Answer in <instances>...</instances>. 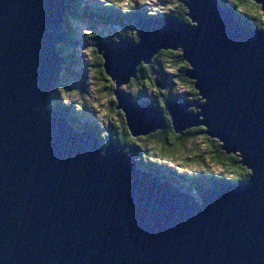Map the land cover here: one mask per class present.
<instances>
[{
	"label": "water",
	"instance_id": "obj_1",
	"mask_svg": "<svg viewBox=\"0 0 264 264\" xmlns=\"http://www.w3.org/2000/svg\"><path fill=\"white\" fill-rule=\"evenodd\" d=\"M184 3L191 22L144 19L137 42L103 45L104 74L121 85L180 48L205 101L172 112L174 131L205 127L247 180L196 201L124 147L73 130L51 106L69 0H0V264H264V23L241 24L218 0ZM115 93L133 136L163 127L160 112Z\"/></svg>",
	"mask_w": 264,
	"mask_h": 264
},
{
	"label": "trees",
	"instance_id": "obj_2",
	"mask_svg": "<svg viewBox=\"0 0 264 264\" xmlns=\"http://www.w3.org/2000/svg\"><path fill=\"white\" fill-rule=\"evenodd\" d=\"M71 1L72 10L71 13L67 12V26L65 28L66 39L59 45L62 56L66 59L67 63L64 70L61 72L60 81L52 94V106L56 109H63L68 107V109L75 110V127L77 129H92L98 128V137L103 145L107 143H115L118 146L124 147L126 151L130 154L136 155V159L139 162V167H145L156 170L158 172H164L170 170L171 178L174 181H178L179 185L181 183L187 185L188 187H193L198 181L202 182V179L196 180L200 177V174H204L195 167L186 168L184 163H197L202 170L208 171L209 165L216 167L214 174H209V176L214 177L213 180L220 183L221 180L227 181L228 183H243L249 177V170L241 163V160L237 154L229 153L221 149V144L218 139L210 137L205 132V127L200 125H191L186 127L182 134H176L174 132V127L172 123V117L168 111V102L177 103L179 100H184L190 103H196L197 105L202 104L205 98L200 95V90L196 88L195 81L192 80L187 71L190 69L189 63H187L182 56L181 49H160L149 61L148 64L140 63L136 67V74L131 77L129 81L124 83L120 87V93L122 96L128 98L129 100L140 101L150 105L152 108L157 109L164 119V127L157 129L147 135L133 136L127 126V120L125 113L117 108V99H113L109 102L108 107L114 110V119L117 120L115 125L109 124L103 120H98L97 117L94 120L96 124L90 121L88 114H93V111L89 109L87 101L84 104L79 105L77 99L65 93L67 83L70 82L71 88L75 89V93L81 95L86 93L85 90V74L86 68L84 67V77L80 75V71L77 68L75 57V50H72L77 43H82L81 38L74 40L75 34H80L79 36H84V45L91 47L90 49L95 54H98L99 60L97 62L90 61V69L94 68V75L99 79L104 81L106 75L102 68V47L103 42L100 41V33H104V37L107 38L109 42L110 39H115L122 37V39L128 40L130 42L138 41V31L131 27V17L133 15L137 16L139 14H144L148 17H160L169 16L176 18L182 22H191L190 17L187 15L188 8L185 5V0H153L154 4L144 3L138 0L135 3L134 0H126L123 3L120 0H102L107 1L106 5L99 6L97 9L92 5V2H98L97 0H85L90 7L93 9L94 13L101 15L102 25L96 27V33H98V38L90 37L85 32H81L78 29V23L76 21H71L78 14L86 15L90 12L83 7V5L75 6L73 0ZM83 0L82 4H86ZM220 8L230 11L233 18L244 24V21L249 24L252 28L262 29L264 23L263 11L261 10V5L254 0H218ZM108 7V8H107ZM127 9V10H126ZM131 15V16H130ZM94 17V16H93ZM84 18V17H80ZM75 20V19H74ZM119 26H117L118 24ZM116 24V25H115ZM124 24V25H123ZM94 27V25H92ZM75 27V28H74ZM118 29L114 35H111L110 29ZM95 28V27H94ZM129 28V30H125ZM104 30V31H103ZM131 30V31H130ZM91 36H94L93 32H89ZM86 48V50H89ZM83 60V59H82ZM84 64V60H83ZM174 65V66H173ZM67 69V72H66ZM89 70V68H88ZM66 81V82H65ZM68 81V82H67ZM108 85H106L107 87ZM110 87V85L108 86ZM112 90V87H110ZM71 97L68 98L65 95ZM143 98H146L144 100ZM81 103V102H79ZM66 107V109H67ZM72 109L70 111H72ZM200 108L195 106H190L187 108L188 111L197 112ZM92 111V112H91ZM70 116L74 115L69 112ZM81 126V127H80ZM197 134V137L195 135ZM186 137H191L189 140L190 145L185 143ZM204 140L200 141L198 139ZM160 143L163 147V152L154 155L148 150L147 145L144 144L148 142ZM179 159L182 160L179 161ZM166 167V170L160 168ZM211 171V170H210ZM245 172L247 174H245ZM169 176V175H168Z\"/></svg>",
	"mask_w": 264,
	"mask_h": 264
},
{
	"label": "rangeland",
	"instance_id": "obj_3",
	"mask_svg": "<svg viewBox=\"0 0 264 264\" xmlns=\"http://www.w3.org/2000/svg\"><path fill=\"white\" fill-rule=\"evenodd\" d=\"M98 1H100V0H98ZM123 1H125V0H120L119 2L123 3ZM140 1H142L144 3H148V4H154L153 0H140ZM81 27H83V26H81ZM126 30H129V29H126ZM86 32H87V28H86ZM90 48L91 47H89L88 49H90ZM81 49L83 51L85 49V47L81 48ZM84 55H85V57H84L85 61H87L88 58H90L91 61H95V62H97L99 60L98 54L97 53L94 54L91 49L89 52H85ZM79 62L81 63L80 60H79ZM82 66H83V68L80 70V72H81L80 75L83 78L84 77V64L83 63H82ZM94 71H95L94 68H92L86 73V78H85L86 93L83 94V97L81 95L75 93V91H76L75 89L67 88L65 93L67 95L72 96L74 99H77V101H78V103L76 104L77 107H78V104L81 105V104H84L85 101H87V105H88L89 109H91L93 111V114H88V116H87V117H90V119H95L97 117L98 120L104 119V121L108 122L109 124L111 123L112 125H115L116 122L118 123V121L114 120V119H118V118H114V116H115L114 110H112L111 108L108 107L109 102H111L113 99L115 100V96L113 94V91L115 89V83L112 80H110V78L108 76H106L104 78V81L102 79H99L97 76L94 75L95 74ZM106 85H108V86L110 85V87H112V90L110 89V87H108V86L106 87ZM67 95H65V96L68 98H71ZM79 102H81V103H79ZM116 103H117V101H116ZM120 106L124 107L123 103L120 102ZM124 108H126V107H124ZM199 111H200V109L198 110V112ZM153 121L156 124L158 122L157 117H156V119L154 118ZM195 137H197V134L195 135ZM190 139H191V137H186L185 143L187 145L191 144V142L189 141ZM197 139H198L200 145L202 144V142H200V141H204V140H200L199 138H197ZM144 144L147 145L148 150L153 155H154V152H156L157 155L164 153L163 147L160 145V143H155V142L150 141L148 143L144 142ZM179 161L182 162L181 159H179ZM183 165L186 168L192 169L193 167H195V169H201L197 163H184ZM208 167L210 168L211 171L216 169V167L209 165V163H208Z\"/></svg>",
	"mask_w": 264,
	"mask_h": 264
},
{
	"label": "bare ground",
	"instance_id": "obj_4",
	"mask_svg": "<svg viewBox=\"0 0 264 264\" xmlns=\"http://www.w3.org/2000/svg\"><path fill=\"white\" fill-rule=\"evenodd\" d=\"M75 1V3H74V5L75 6H78V5H83V7L85 8V9H87L89 12H90V14H89V21L91 22L92 21V19H95L94 17H93V13H94V11H93V9L90 7V5L85 1V5L84 4H82V2H83V0H73V2ZM263 16V15H262ZM96 21H102V19L101 18H98V17H96V19H95ZM118 24V23H117ZM116 25V24H115ZM120 24H118L117 26H119ZM124 25V24H123ZM75 28V27H74ZM252 29H254V28H252ZM139 32V31H138ZM80 34H75V36L76 37H74V40L76 39V40H78L79 41V37L81 38L82 36H79ZM75 40V41H76ZM117 41V40H116ZM82 43H77V45L76 46H79V45H81ZM171 50V49H170ZM79 59H82L81 58V56H77V57H75V61H76V65H77V68H78V70L80 71L82 68H83V66H82V63H83V61L80 63L79 62ZM81 61V60H80ZM144 100H146V98H143ZM179 101H182V100H179ZM67 107V106H66ZM66 107H64L63 108V110H64V113H65V115H66V117H68V115H70V113H68V110H69V112H72L73 114H74V112H75V110H73L72 108V111H70L71 109H68V107H67V109H66ZM74 111V112H73ZM72 119H75V114L72 116V118H70V116H69V121H68V123L70 124V125H73L72 126V129L73 130H79V131H85V129H82V127L81 128H79V129H77L76 127H75V125H76V123L74 122L75 120H72ZM90 121L91 122H93L94 124H96L97 126H98V124L94 121V120H91L90 119ZM91 130H93L94 132H96V133H98V128H92ZM161 169H163V170H165V171H167L166 170V167L164 166V167H162V168H160V170ZM141 170L142 171H144L146 174H148L149 176H154V177H158V178H162V179H164V180H166V181H168V182H170V183H172L173 185H175L177 188H179V189H181V190H187V191H191L193 188L192 187H188L187 185H184L183 183H181V186L179 185V182L177 181H174V180H172V178L170 177L171 176V174H170V170L169 171H167L166 173H164L163 171L161 172H158V171H156V170H153V169H151V168H149V166L148 165H146L145 167H141ZM169 175V176H168ZM161 182H162V180H161ZM199 183H200V181H198Z\"/></svg>",
	"mask_w": 264,
	"mask_h": 264
},
{
	"label": "flooded vegetation",
	"instance_id": "obj_5",
	"mask_svg": "<svg viewBox=\"0 0 264 264\" xmlns=\"http://www.w3.org/2000/svg\"><path fill=\"white\" fill-rule=\"evenodd\" d=\"M79 60H81V62L83 61L82 59H79ZM65 82H66V81H65ZM67 82H68V81H67ZM67 86H68V87H66V90H67V88H69V89L71 88L70 82L67 83Z\"/></svg>",
	"mask_w": 264,
	"mask_h": 264
},
{
	"label": "snow or ice",
	"instance_id": "obj_6",
	"mask_svg": "<svg viewBox=\"0 0 264 264\" xmlns=\"http://www.w3.org/2000/svg\"><path fill=\"white\" fill-rule=\"evenodd\" d=\"M126 2H127V0H126ZM127 10V9H126ZM245 174H247L246 172H245Z\"/></svg>",
	"mask_w": 264,
	"mask_h": 264
}]
</instances>
